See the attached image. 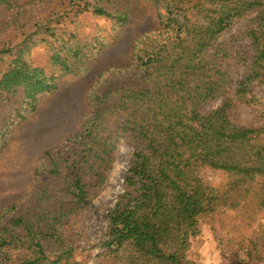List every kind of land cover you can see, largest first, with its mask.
Listing matches in <instances>:
<instances>
[{"label": "trees", "instance_id": "obj_1", "mask_svg": "<svg viewBox=\"0 0 264 264\" xmlns=\"http://www.w3.org/2000/svg\"><path fill=\"white\" fill-rule=\"evenodd\" d=\"M70 1L82 3L79 13L112 21L116 34L127 23L104 0ZM144 1L155 10L156 27L134 40L127 65L99 73L86 93L80 132L43 151L30 190L0 211V264H71L67 222L107 183L121 139L132 152L124 191L107 211L98 264H193L188 252L203 218L228 260L264 263V127L236 118L240 106L254 102L250 86H264V0ZM51 21L38 42L25 35L0 50L10 59L0 95L20 97L15 117L22 121L62 78L86 74L107 46L76 31L60 39ZM242 21L251 58L231 88L217 42ZM38 44L46 47L42 64L32 60ZM206 167L224 174L222 188L199 177Z\"/></svg>", "mask_w": 264, "mask_h": 264}, {"label": "rangeland", "instance_id": "obj_2", "mask_svg": "<svg viewBox=\"0 0 264 264\" xmlns=\"http://www.w3.org/2000/svg\"><path fill=\"white\" fill-rule=\"evenodd\" d=\"M9 2L8 5L0 4V50L16 46L25 35L33 36L38 42L44 37L42 27L45 28L47 20H52L49 25L57 30L60 39H66L70 32L76 31L83 39L96 37L107 42V46L94 56L86 74L79 78H62L55 94L47 98L34 115L27 116L26 121L15 117L20 97L0 95V211L30 190L33 166L43 151L80 132L86 93L99 73L127 65L134 40L156 27L155 10L144 0L103 1L110 12L127 16L126 25L117 34L110 30L112 21L79 13L77 6L82 3L71 4L70 0ZM16 12L20 14L15 16ZM245 26L244 21L234 24L217 42L221 50L218 55L220 67L228 72L231 88L241 81L251 58L244 37ZM34 31L39 36H34ZM45 52L46 47L41 44L34 47L31 52L34 63L42 64ZM9 60L8 57L0 58V72L7 68ZM249 92L255 97L254 102L240 106L236 118L252 127H264V86L253 83ZM219 103L220 99L208 102L202 107L203 113L212 111ZM131 152L132 145L121 139L107 183L85 210L67 222L63 236L73 242L71 264H98L104 253L100 245L106 233L107 211L124 191L123 181ZM199 177L216 188H222L225 183L222 172L207 167L199 171ZM198 228L199 235L191 240L188 253L193 264H198L196 260L199 264H240L228 260L219 250L208 219H201ZM201 249H205L204 252Z\"/></svg>", "mask_w": 264, "mask_h": 264}, {"label": "crops", "instance_id": "obj_3", "mask_svg": "<svg viewBox=\"0 0 264 264\" xmlns=\"http://www.w3.org/2000/svg\"><path fill=\"white\" fill-rule=\"evenodd\" d=\"M205 249H201V252H204ZM189 253V252H188ZM189 258V255H188ZM190 259V258H189ZM196 262L199 264L200 262L198 260H196Z\"/></svg>", "mask_w": 264, "mask_h": 264}]
</instances>
